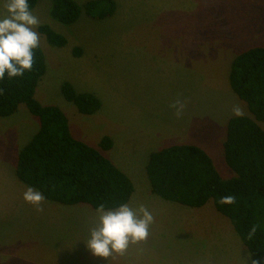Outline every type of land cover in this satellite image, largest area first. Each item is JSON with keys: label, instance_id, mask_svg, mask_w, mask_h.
Instances as JSON below:
<instances>
[{"label": "rangeland", "instance_id": "rangeland-1", "mask_svg": "<svg viewBox=\"0 0 264 264\" xmlns=\"http://www.w3.org/2000/svg\"><path fill=\"white\" fill-rule=\"evenodd\" d=\"M76 1L82 13L71 25L51 18V0H38L32 10L40 24L50 23L68 38L66 46L55 47L37 28L47 71L36 97L60 106L78 139L98 147L104 135L112 137L114 145L104 153L134 183L128 204L146 205L155 222L147 241L106 260L86 243L97 222L93 207L45 199L44 211L37 212L26 203L28 185L17 178L16 161L39 119L22 103L0 117V264H252L212 201L188 207L162 199L151 191L146 165L155 150L194 143L224 177L233 175L223 146L228 119L235 106L252 113L232 90L229 72L240 51L264 45V0H115V14L101 20L86 14L88 0ZM65 80L95 93L101 108L80 113L62 94ZM178 99L186 105L180 118L169 107Z\"/></svg>", "mask_w": 264, "mask_h": 264}, {"label": "trees", "instance_id": "trees-1", "mask_svg": "<svg viewBox=\"0 0 264 264\" xmlns=\"http://www.w3.org/2000/svg\"><path fill=\"white\" fill-rule=\"evenodd\" d=\"M32 11L38 0H28ZM115 0H88L85 12L93 19L115 14ZM50 16L62 25L78 21L82 5L76 0H51ZM38 31L55 47H64L67 36L50 23ZM36 61L23 76L0 80V117L13 115L25 104L39 119V129L18 153L15 173L24 184L43 193L46 199L69 204H88L96 209L101 203L114 208L129 203L135 186L131 177L104 151L114 141L104 135L98 147L75 137L64 110L55 104H43L36 97L37 86L47 71L42 46L34 50ZM81 51L77 50L76 54ZM229 82L232 90L249 107L251 115L228 119L224 156L233 175L224 177L211 155L194 143H173L150 153L146 165L151 191L164 200L188 207H202L212 201L233 225L247 247L251 260L264 264V45L240 51L233 59ZM65 99L82 114L92 115L102 106L93 92H80L68 80L61 83ZM235 203L221 204L225 195ZM255 233L249 238L252 227Z\"/></svg>", "mask_w": 264, "mask_h": 264}, {"label": "clouds", "instance_id": "clouds-1", "mask_svg": "<svg viewBox=\"0 0 264 264\" xmlns=\"http://www.w3.org/2000/svg\"><path fill=\"white\" fill-rule=\"evenodd\" d=\"M5 14L0 16V80L23 76L31 71L36 61L34 50L41 46L40 34L37 28L40 19L30 10L28 0H5ZM3 90L0 89V92ZM174 115L180 118L186 107L181 100L169 105ZM237 116L243 115L239 106L233 108ZM23 199L35 207L37 212H43L45 196L43 193L28 186L23 193ZM221 204L235 203V196H222ZM97 222L89 229L87 247L98 257L108 259L114 253L124 255L130 245L147 241L151 225L155 217L146 205L131 206L122 203L114 208H106L101 203L95 209ZM255 226L249 232V238L255 233ZM143 251V249H140ZM252 264H257L253 260Z\"/></svg>", "mask_w": 264, "mask_h": 264}]
</instances>
